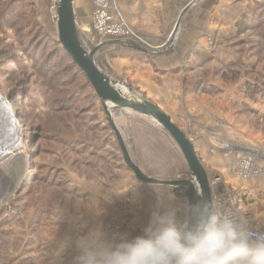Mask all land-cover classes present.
Listing matches in <instances>:
<instances>
[{
    "label": "rangeland",
    "instance_id": "374dc122",
    "mask_svg": "<svg viewBox=\"0 0 264 264\" xmlns=\"http://www.w3.org/2000/svg\"><path fill=\"white\" fill-rule=\"evenodd\" d=\"M58 1L0 0V96L16 125L0 160V264H65L61 250L72 244L80 223L101 225L110 240L130 239L156 208L157 188L185 200L173 185L143 182L127 163L85 72L59 50ZM161 1L135 0L121 8L113 0L114 19L155 53L106 44L97 63L171 117L194 143L211 181L219 180L214 194L235 203L239 188L225 178L237 172L240 157L264 160V0L155 5ZM95 8L92 0H76L87 49L108 40L96 27ZM109 110L147 176H191L180 147L154 120L116 106ZM95 206L99 215L86 209Z\"/></svg>",
    "mask_w": 264,
    "mask_h": 264
},
{
    "label": "clouds",
    "instance_id": "9594fccd",
    "mask_svg": "<svg viewBox=\"0 0 264 264\" xmlns=\"http://www.w3.org/2000/svg\"><path fill=\"white\" fill-rule=\"evenodd\" d=\"M157 201L142 233L130 239H107L99 224L77 225L61 250L65 264H264V221L253 225L247 212L215 197L181 201L157 188Z\"/></svg>",
    "mask_w": 264,
    "mask_h": 264
},
{
    "label": "water",
    "instance_id": "95a60500",
    "mask_svg": "<svg viewBox=\"0 0 264 264\" xmlns=\"http://www.w3.org/2000/svg\"><path fill=\"white\" fill-rule=\"evenodd\" d=\"M197 1L198 0H193L192 4ZM75 3L76 0L58 1L56 17L58 24V38L64 50L71 55L73 60L78 64L79 68L85 72L96 94L100 98L104 108L106 109L110 123L119 138L129 166L133 168L137 176L145 183L173 185V191L184 197L185 200L193 202L201 199L211 200L212 197H214L211 186V178L198 156L192 140L155 102L132 89L127 83L107 75L100 68L96 60V53L98 49L102 45L106 44L129 46L145 51L148 54H154L155 52H150L131 38L108 39L93 49H87L80 38ZM192 4H189L188 7ZM188 7L181 12L177 21L176 31L179 29L182 16ZM173 41L174 38L170 40V44L167 47H164V50L171 47ZM124 88L127 90H124ZM4 104V100L0 96V160L9 153L8 144L12 140L9 139V137L10 135L16 133L13 131L15 130V127H11L12 121L14 122L11 110H4L5 107L8 106V104ZM109 105L134 111L154 120L174 139L180 147L191 172L190 178L183 180H160L147 176L131 159L124 144V140L113 122ZM6 138H8V140H6ZM197 188L200 189V193H202V195L198 194ZM219 190H222V188L220 187Z\"/></svg>",
    "mask_w": 264,
    "mask_h": 264
},
{
    "label": "crops",
    "instance_id": "0c3cea01",
    "mask_svg": "<svg viewBox=\"0 0 264 264\" xmlns=\"http://www.w3.org/2000/svg\"><path fill=\"white\" fill-rule=\"evenodd\" d=\"M132 1L135 2V0H119L120 7L122 8L125 5L129 6V2ZM162 1L159 2L161 4L155 2L156 3L155 5L157 6L161 5L163 7L165 0ZM195 5L196 4H194L193 6ZM200 6L201 4H199V6L196 9L199 10ZM161 14L162 13L159 12L158 15ZM156 30L160 31L159 28H156L155 31ZM112 45H114L113 48L115 49L117 48L123 50L124 47H126L120 44H112ZM249 157H245L244 159L240 157V160H242V162L241 164H239V168L237 169V172L225 178L230 181L229 183L226 180V183L228 182V185L231 184L239 188L240 195L238 201L231 204L228 202L226 203L225 201L224 202L234 209L243 210L247 212V214H250L249 216L253 218V225H255L257 221H264V172H253V171L251 172L249 170V167L251 166L250 163H254L260 167V165H262L264 160H262L261 157L257 158L258 161ZM225 164L226 165L224 166H226V170H227L230 165V162Z\"/></svg>",
    "mask_w": 264,
    "mask_h": 264
},
{
    "label": "built area",
    "instance_id": "2783aa9c",
    "mask_svg": "<svg viewBox=\"0 0 264 264\" xmlns=\"http://www.w3.org/2000/svg\"><path fill=\"white\" fill-rule=\"evenodd\" d=\"M96 6L93 18L96 23L98 30L104 33L105 37L108 39H117V38H131L133 35L132 30L129 27H126L124 23L114 19L115 12L113 11V6L111 0H92ZM115 2V1H114ZM114 6H117L115 4ZM249 170L256 172H264V168L261 166H256L255 164L249 167ZM219 182L217 178H213L211 181L212 185H216ZM215 198L222 201L215 192ZM250 215V214H248Z\"/></svg>",
    "mask_w": 264,
    "mask_h": 264
},
{
    "label": "trees",
    "instance_id": "16d2710c",
    "mask_svg": "<svg viewBox=\"0 0 264 264\" xmlns=\"http://www.w3.org/2000/svg\"><path fill=\"white\" fill-rule=\"evenodd\" d=\"M57 45L59 46V50H60L61 52H63V53L66 55V56H65V57H66V58H65V61H69V63H70L71 65H73L74 67H76V69H77L79 72H81V73L84 74V71H83L82 69L79 68L78 64L73 60V58L71 57V55H69V54L64 50V48H63V46L61 45V43H60L59 40H57ZM84 77H85L86 81L89 82V83L91 84V82H90V80L88 79V77L86 76V74H84Z\"/></svg>",
    "mask_w": 264,
    "mask_h": 264
},
{
    "label": "bare ground",
    "instance_id": "6f19581e",
    "mask_svg": "<svg viewBox=\"0 0 264 264\" xmlns=\"http://www.w3.org/2000/svg\"><path fill=\"white\" fill-rule=\"evenodd\" d=\"M112 1H113V0H111V2H112ZM124 90H127V89L125 88ZM4 110H9V107L6 106ZM9 111H10V110H9ZM11 121H12V120H11ZM11 127H12V128H14V127L16 128V125H15V123H14L13 121H12V123H11ZM15 128H14V129H15ZM13 131H16V129L13 130ZM6 140H8V138H6ZM128 152H129V151H128ZM140 169H141V168H140ZM189 178H190V177H189ZM211 186H212V185H211ZM212 189H213V193H214V188L212 187ZM214 197H215V194H214Z\"/></svg>",
    "mask_w": 264,
    "mask_h": 264
}]
</instances>
